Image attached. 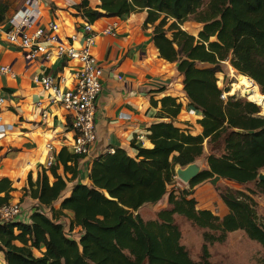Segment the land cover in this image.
<instances>
[{
    "label": "trees",
    "instance_id": "1",
    "mask_svg": "<svg viewBox=\"0 0 264 264\" xmlns=\"http://www.w3.org/2000/svg\"><path fill=\"white\" fill-rule=\"evenodd\" d=\"M99 1L97 9L89 8L87 0L75 9L89 23L146 10L144 25L153 27L152 41L159 57L177 64L187 103L201 115L196 120L200 134L193 136L174 126L172 119L182 104L176 103L177 98L165 97L160 103L171 121L147 129L151 148L133 144L135 158L122 149L99 156L90 165L88 184L70 188L83 157L61 150L54 165L47 168L48 175L42 171L26 191L37 201L36 208H44L49 216L35 208L28 223L0 221V254L5 264H208L194 262L180 244L175 216L220 232L219 237L205 234L208 242L222 241L225 234L241 230L264 249V223L259 222L248 196L222 194L228 214L220 219L210 210L197 209L191 191L176 195L167 190L174 167L199 158L204 142L210 151L223 153L207 157L208 168L189 183L191 189L214 178L244 185L257 181L264 170L260 107L234 97L222 100L223 91L217 86V74L228 62L256 82L264 95V0H209L205 5L204 0ZM189 17L202 25L197 37L180 28ZM2 183L9 187L7 180ZM256 185L264 195V182ZM67 188L69 196L63 198ZM165 196L167 206L157 212L156 220L144 222L139 210ZM58 201V210L52 209ZM4 203L0 200V205ZM64 212L72 219L67 220ZM74 227L79 229L77 240L66 233Z\"/></svg>",
    "mask_w": 264,
    "mask_h": 264
},
{
    "label": "crops",
    "instance_id": "2",
    "mask_svg": "<svg viewBox=\"0 0 264 264\" xmlns=\"http://www.w3.org/2000/svg\"><path fill=\"white\" fill-rule=\"evenodd\" d=\"M81 1L0 0V67L9 66L13 73H0V98L4 99L0 106V125L7 128L0 135V182L2 179L9 182V189L7 183L0 184V200L20 204L27 220L38 206L37 201L26 194L29 182L35 183L42 171L48 175L47 145L56 156L63 149L70 153L74 138L72 114L51 104L49 94L33 82V77L51 75L61 90H71L73 73L80 65L56 57L52 61L42 57L32 60L25 51L8 43L6 34L12 29L13 22L37 14L39 26L49 22L58 24L60 39L66 41L69 36L76 35L78 46L82 42L81 27L88 22L75 9ZM87 1L91 9L100 5L99 0ZM146 17V10H136L121 17H102L90 23L97 33L91 52L103 71L102 89L96 100L93 158L116 149L135 158L137 151L133 144L151 148L147 129L154 123L171 121L161 107L160 100L165 97L177 98L176 103L182 104L178 116L172 119L174 126L182 128V122L192 125L194 121L196 134H199L196 120L201 115L195 112L194 120H190L192 107L185 98L177 64L159 57L152 41L153 27L144 25ZM113 25L116 26L114 36L101 33ZM139 135L143 137V146L136 141ZM89 168L86 160L79 162L78 177L70 188L76 183L88 184ZM59 173L62 175V169ZM52 180L50 177V183ZM69 193L67 188L63 198ZM5 196L7 198L3 199ZM159 203L150 207L161 206L163 202ZM58 208L59 201L52 205V209ZM64 215L67 220L72 219L69 213ZM0 264H5L2 254Z\"/></svg>",
    "mask_w": 264,
    "mask_h": 264
},
{
    "label": "built area",
    "instance_id": "3",
    "mask_svg": "<svg viewBox=\"0 0 264 264\" xmlns=\"http://www.w3.org/2000/svg\"><path fill=\"white\" fill-rule=\"evenodd\" d=\"M39 16L31 14L23 17L17 22H13L12 29L6 34L8 43L16 45L25 51L30 59L35 60L42 57L49 60L51 57L62 58L67 61H76L80 67L73 73V88L63 91L59 85L54 82L51 75L34 76L33 82L49 94V102L57 104L71 113L73 116L72 131L74 132L73 143L70 147V154L82 156L83 160L89 164L97 159L91 156V148L95 144V111L96 100L101 92L102 68L92 55V48L95 45L97 33L93 30L89 22L83 23L81 27L82 42L77 46V36L73 35L66 41L59 37V26L54 22L39 26ZM115 27L111 26L103 29V35H115ZM51 47V51H49ZM1 74L13 75L9 66L0 67ZM226 100V94L220 96ZM4 104V99L0 98V106ZM39 103L37 104V106ZM193 108L190 114H195ZM45 117V114L43 115ZM7 130L6 125H0V135ZM136 141L144 145L142 136H137ZM49 157L46 167L54 165L56 155L52 154V147L47 145ZM113 152L110 151V154ZM37 207V206H36ZM35 207V208H36ZM40 213L49 216V212L44 208H36ZM26 216L22 207L18 203H4L0 205V221H21ZM69 229V227H68ZM71 239H78L76 235L79 229L74 227L71 231L66 230Z\"/></svg>",
    "mask_w": 264,
    "mask_h": 264
},
{
    "label": "rangeland",
    "instance_id": "4",
    "mask_svg": "<svg viewBox=\"0 0 264 264\" xmlns=\"http://www.w3.org/2000/svg\"><path fill=\"white\" fill-rule=\"evenodd\" d=\"M208 1L209 0H204L203 4L205 5ZM180 28L189 35L197 37L202 25L196 22L193 17H189L186 22L180 25ZM168 35L170 36V34ZM48 49L51 51V47ZM52 60L53 57H51L50 61ZM221 70V74H217V86L222 89V93L226 94L227 97L247 100L257 104L261 109L259 115L264 116V95L259 91L258 85L255 84L256 82L253 84L255 94L259 98V102L257 101L258 103L255 99L247 97L242 93V80L240 76L242 74L235 71L228 62L222 64ZM244 76L248 77L246 75ZM190 117V120H194V115L190 114ZM181 124H183L181 129H187L188 132L192 133L191 135L196 136L200 134V131L199 134H196L194 121L192 125H189L187 122H182ZM222 153L223 151L221 150L216 152L210 151L206 142H204L202 155L196 159V163L201 170H206L208 168L206 162L207 157L210 154L220 156ZM259 173L264 174V170H261ZM257 181L244 185H236L223 179L214 178L204 181L191 189L189 184H183L174 174L173 182L168 186L167 190L168 193L175 192L176 195L181 193V191H191V197L196 200L197 209L210 210L220 219L228 214V210L221 201L220 196L226 193L238 196L237 193L241 192L252 200V206L259 222L264 223V195L258 189L256 185ZM166 200L167 197L165 196L164 200L161 201L163 202L161 206H146L141 209L138 213L142 220L144 222L156 220V214L164 209ZM23 221L28 223L27 218H23ZM175 224L178 226L181 233L180 244L186 249L189 257L194 262H202L204 260L208 262V264H261L264 258L263 247L257 242L248 239L245 232L241 230L227 233L222 241L211 243L206 241L204 235L210 234L219 237L220 232L198 228L182 216H175ZM66 229H68V227H66ZM34 254L38 256V253L35 252Z\"/></svg>",
    "mask_w": 264,
    "mask_h": 264
},
{
    "label": "water",
    "instance_id": "5",
    "mask_svg": "<svg viewBox=\"0 0 264 264\" xmlns=\"http://www.w3.org/2000/svg\"><path fill=\"white\" fill-rule=\"evenodd\" d=\"M203 170L197 165L196 160L186 166L176 165L174 167L175 177L183 184H189L194 180ZM259 182H264V174L259 173L257 176Z\"/></svg>",
    "mask_w": 264,
    "mask_h": 264
},
{
    "label": "bare ground",
    "instance_id": "6",
    "mask_svg": "<svg viewBox=\"0 0 264 264\" xmlns=\"http://www.w3.org/2000/svg\"><path fill=\"white\" fill-rule=\"evenodd\" d=\"M241 76V87H242V93L247 96V97H250L252 99H255V101L259 102V98L258 96L255 94V88H254V84L251 80L249 79H246L244 75H240ZM240 89V87H239ZM241 93V94H242ZM257 102V103H258ZM264 106V104H263Z\"/></svg>",
    "mask_w": 264,
    "mask_h": 264
}]
</instances>
